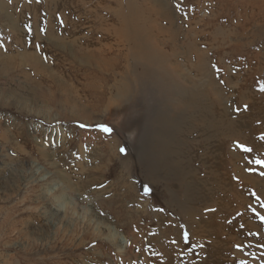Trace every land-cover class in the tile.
Instances as JSON below:
<instances>
[{
	"label": "rangeland",
	"instance_id": "obj_1",
	"mask_svg": "<svg viewBox=\"0 0 264 264\" xmlns=\"http://www.w3.org/2000/svg\"><path fill=\"white\" fill-rule=\"evenodd\" d=\"M263 7L264 0H0V264L159 259L155 241L181 211L170 200L171 182H152L144 168L132 166L150 137L142 102L133 99L124 109L117 98L118 86L134 91L142 72L132 68L133 52L125 58L134 33L177 45L184 77L197 75L190 38L208 55L214 76L202 89L213 99L208 111L216 136L210 147L199 133L189 143L200 190L199 181L211 173L195 212L197 223L206 220L211 240L200 238L192 250L187 228L182 241L170 239L172 264H186L187 255L200 264L202 246L212 241L211 264H264ZM220 28L223 36L216 38ZM120 52L123 60L114 65ZM94 54L109 68L90 64ZM101 94L104 104L96 109ZM84 108L93 114L85 116ZM61 195L68 201L63 207ZM180 225L184 229L186 221ZM112 228L123 249L109 239Z\"/></svg>",
	"mask_w": 264,
	"mask_h": 264
},
{
	"label": "bare ground",
	"instance_id": "obj_2",
	"mask_svg": "<svg viewBox=\"0 0 264 264\" xmlns=\"http://www.w3.org/2000/svg\"><path fill=\"white\" fill-rule=\"evenodd\" d=\"M255 7L257 6L255 5ZM157 11H156V14H157ZM216 14L215 16L218 15ZM220 17H221V14L219 18ZM135 23L132 22L133 27H136V24L139 22H137L136 24ZM211 24L212 22H206L203 24V26L206 28H210L211 26H213ZM119 27L122 30L126 29L127 21L122 22ZM134 30L137 31L136 29ZM215 32L216 33L215 34L213 33V34L216 36V38L223 36V30L221 28L216 29ZM137 35L138 34L134 33L135 38L132 37L134 39L130 41V43H134V47L131 49L132 51L128 52L127 56H125V58L128 57V55L129 57H131L132 55L131 52H133L134 56L132 57L135 59L134 61L136 62L135 64L132 65V68L139 67L142 69V72L139 73L135 78L136 79L135 86L137 87L136 88L137 90L135 89L134 90L135 92H134L131 89V92H129L130 89H128L126 85H123V86L121 85V87L118 86L117 98L119 100H122L121 102L124 103V105L122 106V108L124 109L127 107L130 108V103L128 101H131L133 99L136 100L137 103L142 102L143 111L141 112V114L142 115L144 114L145 118H148L146 122V126H147V131H149L150 137L148 138V142H146L144 146L145 155L138 156V161H136V164L132 166L138 165V167L144 168L143 170L144 175L149 176L152 182L169 181L173 185L172 187H168V190L171 192L170 200L172 201V204L175 206L173 207L181 211L179 213V219L172 221L173 223L169 225L167 228L165 227L166 229L162 228L161 236L157 238L155 241L157 242V245H156L157 247L155 250H157L158 254H160L159 259L158 260H154L155 258L153 260L151 259L152 260L151 262L153 264L155 263L156 264H172L171 254L174 252V250L172 249L173 246L170 245L172 243L170 239L175 238V236H177L178 241L179 242L182 241L183 233L184 231L187 230V228H189V239H187L186 241L187 242L186 246H190L192 250L194 246L198 244V240L200 238L204 240V243L211 240V237L209 238L210 230H208V227L204 223L206 222V220L204 222L197 223L196 221L198 220L195 219V212L197 211L198 202L201 201L202 203L206 199V198L204 199L205 196H202L199 191H203V190L205 192L208 191V188H207L208 186L207 184H209L208 176H210L211 173L207 171L205 173L206 175H204L203 177V180L199 181L201 183V186L203 187V190L202 189L200 190L197 186L198 179L197 180L195 179L197 177V172H198L197 166H194L191 163L193 159V156H192L193 151L190 146L191 144L189 143L192 140V138H194L193 134L196 135L197 133H199V135L202 137V142H205V146L210 147V144L212 143V140H213V135L216 136V134H214V132L210 128L211 118L209 116V111H208L210 107L209 104L213 103V99L209 94H207V92H204V90L202 89V86H207V83L208 85L210 84L208 79H212V77L214 76L210 68L209 59L207 57L208 55L204 52V50L197 49L198 46L196 45V43L191 42L192 40L190 38H187L185 41L186 43L189 42L187 49H189L190 52L194 53V61H195L194 70L197 71V75L195 73L193 76L194 78L191 77L190 75H186L184 77L181 74L180 72L181 63H180V55H179L180 52L178 48H176L177 45L174 44V45L168 46L166 44L167 42L165 41V39H163L164 41H162L161 43L160 42L157 43L156 41H152V39L150 38H145V36L143 37V34L139 36ZM185 38L186 37H182V38L179 37V41L180 39H185ZM164 48H169V49L168 51H165L166 49ZM97 54H94L93 58L91 57L90 64L92 63L95 66L96 61H99L100 66H103V68L105 69L109 68L105 63L104 57L101 55L98 56ZM120 54H122V52H120L118 56L117 55L116 57L114 56L115 57L113 60L114 65L119 64L123 60L121 58L123 55H120ZM196 77L199 78L198 81H194ZM177 78H180L183 81L190 82V86L184 87L180 85L179 82L177 81ZM127 83H129L130 85H133L130 81ZM91 84L92 85L89 91L90 93L94 95L96 94L95 87L97 88L98 86L96 82H93ZM223 97H224V94L221 93V96L218 97L219 104H221ZM98 103L99 104L96 106L97 107L96 109H100V106L104 104V97L102 94H101V97L98 98ZM172 104L178 105L177 108L175 107L177 110H174V111H176V113H179V114L172 115V113H174V111H171V109H173V107H171ZM221 109L222 111H224L223 108ZM82 112L85 116H89L90 114H93V113H90L85 108L82 110ZM220 114L223 115L224 113L221 112ZM186 126L188 127H187L186 132H184L186 129ZM110 143L114 144L113 142H110ZM108 148L110 149L111 146L108 145ZM184 154H189L191 157V160L190 161L184 160L182 158ZM209 158H210V155L209 154L206 155L205 161L208 162ZM143 159H146V162H143ZM141 162H143L144 165ZM124 164H126V162L123 163L122 165L125 168H127V170H130V168L132 167V166H129L130 164L129 165H124ZM65 197L66 196H63V195L57 197V203L62 207L65 204V202H66V205L68 203ZM177 198H184L183 199L184 202L178 201L175 204L174 200ZM113 206H109V207L112 208ZM167 207L171 208L170 204L166 205V209ZM123 209L124 208H122V211ZM180 214L182 218H180ZM196 214H198V211ZM118 216L125 217V215L120 216V214H118ZM183 221H186V225L184 229H181L180 226L182 225H180V223ZM174 222L175 224L178 222L176 224L177 226L174 225ZM172 227L176 229L171 230ZM199 229H202L203 232ZM117 232L114 231L113 228L110 229L109 239H111L114 242V245H117L121 247V249H123L124 241L122 237L120 236L119 232L118 233ZM141 241L142 240H140V238L138 237L137 243L138 242L141 243ZM212 243H215V242L212 241L208 245L206 244L202 246L201 253L203 256L201 257V260H199L200 264H211L210 257L214 255V250H215L214 245H212ZM172 244H174V242ZM180 245H182V242ZM181 247L179 250L181 253H184L185 248L183 249ZM201 253H199V255H201ZM185 255L183 256L185 257ZM187 256H186V259L184 260L186 264H197L194 262L187 261L189 257ZM181 260H182V257H181Z\"/></svg>",
	"mask_w": 264,
	"mask_h": 264
},
{
	"label": "snow or ice",
	"instance_id": "obj_3",
	"mask_svg": "<svg viewBox=\"0 0 264 264\" xmlns=\"http://www.w3.org/2000/svg\"><path fill=\"white\" fill-rule=\"evenodd\" d=\"M104 131H105V132H109V131H110V129H108V128H104ZM148 191H149V190L146 188V189H145V195H147V194H148Z\"/></svg>",
	"mask_w": 264,
	"mask_h": 264
}]
</instances>
